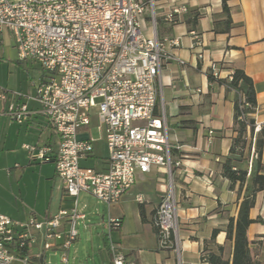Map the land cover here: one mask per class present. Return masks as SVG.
<instances>
[{
  "label": "crops",
  "instance_id": "0c3cea01",
  "mask_svg": "<svg viewBox=\"0 0 264 264\" xmlns=\"http://www.w3.org/2000/svg\"><path fill=\"white\" fill-rule=\"evenodd\" d=\"M225 1L231 25L227 33H216L215 24L222 27L226 18L221 0H158L157 35L178 38L179 47L169 51L183 62L163 65L157 80L168 129H172L169 142L174 146L173 160L179 161L180 166L173 169L171 178L156 168L147 174L137 173L135 184L118 203L109 208L104 205L106 216L99 214L95 207L99 203L93 196H66L53 163L33 162L22 149L25 144L56 145L53 128L33 100L39 82L30 78L26 96L14 101L8 96L0 100V213L22 224L30 219L45 223L59 211L70 212L73 208L84 216L77 220L78 236L67 248L63 246L71 225L67 217L59 220L55 230L58 237H48L44 228H17L16 233L24 230L28 238L25 248L11 247L16 256L14 264H112L109 241L120 247L125 264H206L201 261L202 251L213 230L218 232L214 244L207 248L216 253L221 247L223 258L231 262L233 242L226 240L225 229L230 218L236 219L244 194L243 190L238 198L237 186L231 190L230 182L222 176V163L229 157L237 135L235 92L225 84L209 81V64H218L221 80L235 69L251 79L257 102L251 117L260 127L264 126V0ZM178 6L187 7V13L173 24L165 21L170 9ZM194 35L202 47L192 48ZM11 48L15 51L13 41ZM3 52L2 44L0 56ZM198 52H203V60L196 57ZM28 68L23 67L26 71ZM42 75V71L37 75L39 81ZM13 102L24 103L32 111L21 124L7 114ZM92 129L96 130V137L91 135ZM78 137L93 139V152L81 159L80 165L104 171L107 150L95 114L90 124L80 129ZM249 156L250 172L256 154ZM89 163L93 165L86 166ZM261 163L264 165V146ZM170 179L177 201L178 243L175 249L163 250L158 247L153 221ZM137 197L144 202L138 203ZM249 218L252 222L246 237L250 254L253 260L264 264V190L257 193ZM109 219H120V227L108 229Z\"/></svg>",
  "mask_w": 264,
  "mask_h": 264
},
{
  "label": "built area",
  "instance_id": "2783aa9c",
  "mask_svg": "<svg viewBox=\"0 0 264 264\" xmlns=\"http://www.w3.org/2000/svg\"><path fill=\"white\" fill-rule=\"evenodd\" d=\"M157 3L158 0H0V49L4 34L9 33L17 59L40 66L43 75L33 100L57 140L55 147L25 144L22 149L33 162L53 163L68 197L86 193L109 208L133 187L137 173L147 174L156 168L171 178L173 169L180 166L171 156L174 146L169 142L157 80L163 65L183 62L169 51L179 47L178 38L157 35ZM187 11L185 6L172 7L165 21L173 24ZM147 13L150 26L145 29L143 18ZM199 47L202 42L194 35L192 48ZM196 57L203 60V52ZM209 71L213 78H220L217 63L210 62ZM20 96L14 94L13 101ZM6 98L7 92L0 89V100ZM7 114L21 124L32 111L24 103L13 102ZM93 114L104 133V171L79 163L93 152V139L78 137ZM259 130L255 123L254 137ZM136 200L144 202L142 197ZM176 209L170 179L153 221L160 249L177 248ZM66 217L71 225L64 248L76 240L77 220L84 217L75 208L70 212L61 210L45 223L30 219L22 224L0 213V264H14L16 256L11 247L26 246L28 234L24 230L16 233L17 228H44L49 237L55 235L59 220ZM120 225V219H109L107 227L118 229ZM108 249L112 264H125L118 245L109 241Z\"/></svg>",
  "mask_w": 264,
  "mask_h": 264
},
{
  "label": "trees",
  "instance_id": "16d2710c",
  "mask_svg": "<svg viewBox=\"0 0 264 264\" xmlns=\"http://www.w3.org/2000/svg\"><path fill=\"white\" fill-rule=\"evenodd\" d=\"M221 2L226 18L222 22V27L215 24L214 31L216 33H227L231 25V19L226 1L221 0ZM196 19L197 15L194 16L193 21ZM193 28L194 23L191 25L192 30H194ZM230 76V80L215 79L209 72L208 79L209 81L225 84L235 92L234 131L237 135L232 140L229 157L222 163V176L230 182L231 190H234L237 186L236 194L238 198H240L243 190L244 194L239 204L236 219L230 218L225 229L226 240L233 242L231 262L223 258L221 247H217L216 253L207 248L209 245L214 244L217 230L212 231L209 241L206 242L201 261L206 264H260L251 257L246 230L252 222L249 218V211L255 205L256 195L264 190V165L261 163V152L264 146V126L260 127L254 137L255 121L251 116L255 113L257 102L251 79L240 69L233 70ZM253 137L255 138L254 153L256 159L252 162L250 173L247 175V169L242 168L241 164L243 163L244 153H246L247 159L249 158ZM174 153L173 149L171 151L172 158H174Z\"/></svg>",
  "mask_w": 264,
  "mask_h": 264
},
{
  "label": "rangeland",
  "instance_id": "374dc122",
  "mask_svg": "<svg viewBox=\"0 0 264 264\" xmlns=\"http://www.w3.org/2000/svg\"><path fill=\"white\" fill-rule=\"evenodd\" d=\"M157 17V12H156ZM148 13L143 18V26L145 29H148L150 23L148 22ZM4 52L3 55L0 56V89L7 91L8 99L11 101L13 95H22L26 96L27 87L29 83V79L33 78L34 83H38L37 75L40 74L41 69L40 66L33 62H21L17 61L16 52L11 48L12 39L9 33L4 34L3 38ZM10 67V68H9ZM16 67V68H15ZM23 67H29L26 71ZM31 67H34L33 69ZM96 111V110H95ZM167 113L169 114L168 107L166 108ZM170 120V118H168ZM169 133H172V129L169 127ZM91 135L93 137L97 136V132L95 129L91 130ZM171 140V137H170ZM251 153V152H250ZM92 163H89L86 166H92ZM242 168L247 169V175L250 168V156L247 159L246 153L243 156V163L241 164ZM98 209L99 214H104L106 216V206L103 204H99L95 206Z\"/></svg>",
  "mask_w": 264,
  "mask_h": 264
}]
</instances>
